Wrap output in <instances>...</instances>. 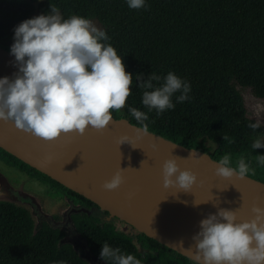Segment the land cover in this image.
<instances>
[{
  "label": "trees",
  "instance_id": "16d2710c",
  "mask_svg": "<svg viewBox=\"0 0 264 264\" xmlns=\"http://www.w3.org/2000/svg\"><path fill=\"white\" fill-rule=\"evenodd\" d=\"M146 7L131 9L127 0H0V43L14 39L15 28L32 15L50 14L55 5L62 17L95 18L133 75L127 106L113 118L141 128L130 114L135 107L148 114V131L219 162L230 156V167L243 158L248 177L264 183V165L253 148L261 132L248 115L240 89H249L264 101V0H145ZM173 72L191 85L189 100L157 116L142 104L144 89L137 74L147 79ZM156 83V82H154ZM227 136L228 140L223 137ZM0 162L47 187L52 195L75 207L92 202L0 148ZM72 227L92 256L101 259L102 245L120 248L141 264H196L104 211L72 215ZM121 224L127 229L120 227ZM133 231L136 233L133 234ZM67 231L42 221L36 227L26 208L0 200V264H89L64 241Z\"/></svg>",
  "mask_w": 264,
  "mask_h": 264
},
{
  "label": "clouds",
  "instance_id": "9594fccd",
  "mask_svg": "<svg viewBox=\"0 0 264 264\" xmlns=\"http://www.w3.org/2000/svg\"><path fill=\"white\" fill-rule=\"evenodd\" d=\"M127 4L131 9L146 7L145 0H127ZM50 8V14L27 19L14 30L11 54L19 65V74L14 80L0 78V121H12L17 129L45 141H54L62 134L83 135L89 127L102 132L112 121L113 111L127 106L133 75L126 71L117 50L107 43L110 38L105 31L87 18L73 15L64 19L55 5ZM135 78L138 87L145 90L142 104L149 112L155 110L157 116L175 108L174 94L179 93V103L190 99V83L171 71L163 77L151 73L147 79L143 74ZM129 112L141 125L136 132L147 134L148 114L135 107ZM249 127L255 130L259 125ZM125 142L131 144L122 138L119 145ZM262 147L264 142L259 140L253 144L254 149ZM257 162L264 165V155H258ZM230 163V156L224 155L216 175H248L250 166L243 158L236 168ZM122 170L105 181L103 189H118L124 182ZM162 171L165 188L191 191L197 182L195 173L180 169L176 157L165 160ZM251 212L253 218L242 222H238L236 210L223 208L203 219L200 231L193 236L195 250L190 249L196 264H264V208L254 204ZM100 257L111 264H141L134 255L122 254L120 248L108 243L102 245Z\"/></svg>",
  "mask_w": 264,
  "mask_h": 264
},
{
  "label": "water",
  "instance_id": "95a60500",
  "mask_svg": "<svg viewBox=\"0 0 264 264\" xmlns=\"http://www.w3.org/2000/svg\"><path fill=\"white\" fill-rule=\"evenodd\" d=\"M18 74L14 55L0 46V78L14 80ZM138 128L124 118H113L102 132L89 127L83 135L62 134L45 141L17 129L12 121H0V148L95 205H70L64 226L72 225V215L91 216L99 209L193 261V236L209 214L220 208L236 210L242 222L253 218L254 204L264 208V183L248 176H218L219 162L209 155L149 131L138 134ZM122 138L137 148L127 142L119 145ZM173 157L181 170L197 175L191 191L163 186L162 165ZM121 169V186L103 189V183Z\"/></svg>",
  "mask_w": 264,
  "mask_h": 264
},
{
  "label": "rangeland",
  "instance_id": "374dc122",
  "mask_svg": "<svg viewBox=\"0 0 264 264\" xmlns=\"http://www.w3.org/2000/svg\"><path fill=\"white\" fill-rule=\"evenodd\" d=\"M36 16L34 14L31 18ZM89 20L100 30L103 29L102 24L95 18ZM14 42V39H5L0 43V46L11 52V46ZM240 91L249 117L262 127L254 142L258 140L264 142V101L253 96L249 89H240ZM257 150L260 155H264V147ZM0 200L12 202L26 208L31 214L36 227L40 226V223L45 220L54 227L60 226L64 228L67 231L64 241L71 243L85 261L89 264H104L91 256L92 254L89 252L85 241L77 237L78 235L71 225L64 226V216L68 210L66 202L52 195L47 187L28 179L21 172L5 166L1 162ZM120 227L127 229L124 224H121ZM135 233L133 231V234Z\"/></svg>",
  "mask_w": 264,
  "mask_h": 264
},
{
  "label": "bare ground",
  "instance_id": "6f19581e",
  "mask_svg": "<svg viewBox=\"0 0 264 264\" xmlns=\"http://www.w3.org/2000/svg\"><path fill=\"white\" fill-rule=\"evenodd\" d=\"M73 232V231H72ZM77 237H79V236H77ZM84 248H85V246H84ZM90 252V251H89ZM92 256V255H91Z\"/></svg>",
  "mask_w": 264,
  "mask_h": 264
},
{
  "label": "flooded vegetation",
  "instance_id": "af4514ba",
  "mask_svg": "<svg viewBox=\"0 0 264 264\" xmlns=\"http://www.w3.org/2000/svg\"><path fill=\"white\" fill-rule=\"evenodd\" d=\"M69 209V208H68ZM67 212V211H66ZM65 217V216H64ZM72 226V225H71Z\"/></svg>",
  "mask_w": 264,
  "mask_h": 264
}]
</instances>
